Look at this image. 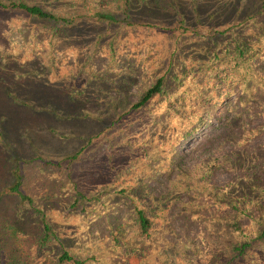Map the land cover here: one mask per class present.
I'll use <instances>...</instances> for the list:
<instances>
[{
  "label": "rangeland",
  "instance_id": "1",
  "mask_svg": "<svg viewBox=\"0 0 264 264\" xmlns=\"http://www.w3.org/2000/svg\"><path fill=\"white\" fill-rule=\"evenodd\" d=\"M15 1L71 21L0 12V264H72L58 262L63 252L82 264L256 257L261 0ZM235 19L251 25L248 59L235 57L236 39L210 45L207 34L190 31ZM158 76L162 90L131 109ZM15 169L22 199L10 190ZM138 209L151 220L147 238L136 232Z\"/></svg>",
  "mask_w": 264,
  "mask_h": 264
},
{
  "label": "trees",
  "instance_id": "2",
  "mask_svg": "<svg viewBox=\"0 0 264 264\" xmlns=\"http://www.w3.org/2000/svg\"><path fill=\"white\" fill-rule=\"evenodd\" d=\"M157 1L159 0H122V4H124L125 7L130 6V5H135V6H140V7H144L146 5L147 7L148 5L150 6L159 5ZM263 6H264V0H261L259 2L258 7L262 8ZM0 12H19L27 18L35 19L38 21H48L51 23H56L60 21L63 24H66L71 21L70 18L53 14L51 11L42 8L41 4L39 3L38 4L37 3H26L23 1H15V0H7V1L0 0ZM96 15H98V17L106 18L109 22L128 23V20L125 17L117 18L110 14H100V13H97ZM249 16L250 14H248V17ZM177 27L181 29L180 32L185 31L184 29H187V26L184 24V21L181 16H179V19L177 20ZM243 28H246L247 30ZM250 29H251V25L248 21H246L243 24L242 20L235 19L234 22L228 24V26H225V27H221V28L217 27V28H211V29L210 28H200V29L193 28V29H190V31H202L201 34H198L199 38L201 37V35L207 34V36L204 37V40H208L210 45H212L215 42L217 44L224 45L226 43H224L223 41L229 42L230 39H236V41L233 44V51H234L235 57L236 58L246 57L248 59L250 50L252 51V53H253V50L256 51L255 47L253 48L252 46H249L250 45L249 43ZM262 34L263 33L261 32V34L258 33L257 35H262ZM233 63H235L234 64L235 66L239 64L236 60H234ZM170 68L171 66H168L167 68L168 70L166 72L170 71ZM174 71H172L171 74H173ZM164 85H165V80L163 79V76H158L154 80L152 85L144 91L140 99L134 104H132L130 108L135 109L145 104L148 100L151 99L153 95L160 92L162 88L164 87ZM199 100H196V102H198L197 104H199ZM75 155L76 154H74L73 156H70V158L75 157ZM13 177H14V181H13V184L11 185L10 190L15 192L22 199L23 196H21L18 190V186L20 183V173L18 169L14 170ZM222 194H224L223 190L220 191V195ZM135 220H136V225H137L136 227L137 235L139 237L147 238L149 229L151 228V220L148 217H146L142 209L136 210ZM263 223H264V220L262 221V224H260L261 225L260 229H258L255 234V237L257 238V240H259L261 244L260 247H256L254 249L256 257L250 258V256L248 255L247 257L242 258L241 260L237 259L236 260L237 262L235 264H239V262L240 264H256V263L264 264V225ZM43 230L48 235L47 226L44 227ZM245 245H246V242L241 243L238 250L240 251ZM58 259H59L58 262L60 263L69 262L72 264H82V261L74 259L72 256L68 255L66 252H63L59 256Z\"/></svg>",
  "mask_w": 264,
  "mask_h": 264
}]
</instances>
